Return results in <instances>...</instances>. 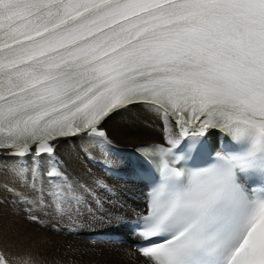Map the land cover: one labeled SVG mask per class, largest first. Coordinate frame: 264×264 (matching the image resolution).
<instances>
[{"label": "snow or ice", "instance_id": "obj_1", "mask_svg": "<svg viewBox=\"0 0 264 264\" xmlns=\"http://www.w3.org/2000/svg\"><path fill=\"white\" fill-rule=\"evenodd\" d=\"M137 105L163 142L125 158L104 125ZM64 143L134 178L132 220L106 218L112 187L71 177ZM5 161L0 246L24 239L21 215L92 219L136 237L134 264H264V0H0Z\"/></svg>", "mask_w": 264, "mask_h": 264}, {"label": "bare ground", "instance_id": "obj_2", "mask_svg": "<svg viewBox=\"0 0 264 264\" xmlns=\"http://www.w3.org/2000/svg\"><path fill=\"white\" fill-rule=\"evenodd\" d=\"M104 127L106 128L116 151L127 158L133 153V148L140 144L163 141L161 121L142 106H134L128 111L115 115ZM77 144L79 142H76ZM93 159H88L78 147L71 143H64L58 149L59 157L65 162L68 174L82 183L92 184L100 179L109 184L113 192L106 194L100 192L105 199L108 216H121L131 219V208H134L127 193L134 188L131 183L121 180V175L127 172L117 167H106L107 157L99 147L92 148ZM11 161H5L0 171V181H7L8 166ZM120 205H126L124 210ZM9 217H4V227H8ZM16 228L23 230L24 239L19 242H10L0 246L10 264L28 253L37 261V264H134L124 256L127 247L110 246L108 244H92L83 240L73 239L69 234H90L96 230H109L105 224L92 220L81 219L77 223L64 221L57 225L65 229L64 234H58L48 227L28 224L23 216L14 220Z\"/></svg>", "mask_w": 264, "mask_h": 264}]
</instances>
